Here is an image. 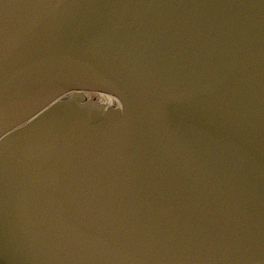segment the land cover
<instances>
[{"label": "water", "instance_id": "1", "mask_svg": "<svg viewBox=\"0 0 264 264\" xmlns=\"http://www.w3.org/2000/svg\"><path fill=\"white\" fill-rule=\"evenodd\" d=\"M0 264H264V0H0Z\"/></svg>", "mask_w": 264, "mask_h": 264}, {"label": "bare ground", "instance_id": "2", "mask_svg": "<svg viewBox=\"0 0 264 264\" xmlns=\"http://www.w3.org/2000/svg\"><path fill=\"white\" fill-rule=\"evenodd\" d=\"M83 94L85 95L86 98H82V102L88 101V98H93L95 100L94 102L109 105V103L107 102V100H106V98L102 92L85 91V92H83ZM62 98H66V95H64V97H62Z\"/></svg>", "mask_w": 264, "mask_h": 264}]
</instances>
